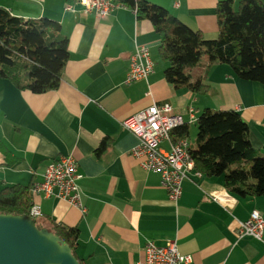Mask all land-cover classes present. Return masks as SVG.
Here are the masks:
<instances>
[{"label": "crops", "instance_id": "1", "mask_svg": "<svg viewBox=\"0 0 264 264\" xmlns=\"http://www.w3.org/2000/svg\"><path fill=\"white\" fill-rule=\"evenodd\" d=\"M145 1L163 7L205 40L217 37L215 8L221 0ZM0 7L23 19L54 20L68 38L69 57L56 90L35 95L0 79V185L41 182L51 162L72 155L85 213L55 198L33 202L43 223L49 219L78 229L75 253L81 264H136L147 241L163 246L167 240H176L180 253L192 257L190 264H264V231L261 241L235 235L238 222L253 211L264 217V197L241 198L224 189L222 177L190 175L172 203L159 175L144 171L131 156L137 139L121 126L153 103H168L188 124L187 140L190 135L195 140L189 108L195 118L204 109L233 110L247 123L252 147L264 155L263 84L238 79L225 64L208 67L203 58L190 75L192 82L201 78L206 91L175 88L164 78L160 37L126 6L106 18L85 13L79 0H0ZM136 46L149 49L153 73L125 84ZM102 142L106 146L96 153ZM170 143L161 147L168 150Z\"/></svg>", "mask_w": 264, "mask_h": 264}, {"label": "trees", "instance_id": "2", "mask_svg": "<svg viewBox=\"0 0 264 264\" xmlns=\"http://www.w3.org/2000/svg\"><path fill=\"white\" fill-rule=\"evenodd\" d=\"M134 11L137 20H147L160 37L158 52L167 63L164 78L175 88L186 87L202 94L206 86L192 82L190 70L205 58L208 67L225 64L244 81L264 85V4L261 0H221L215 8L218 34L205 40L166 9L145 0H113ZM68 38L54 20L23 19L0 7V79L10 81L18 90L35 95L58 88L68 60ZM196 136L189 153L194 168L202 177H222L224 189L241 198L264 197V155L249 141V129L241 115L233 110L204 109L196 118ZM189 137L185 123L170 132L176 142ZM106 146L102 142L96 153ZM31 185H0V215L30 214ZM42 217L38 229L46 228L75 249L76 227L55 224Z\"/></svg>", "mask_w": 264, "mask_h": 264}, {"label": "built area", "instance_id": "3", "mask_svg": "<svg viewBox=\"0 0 264 264\" xmlns=\"http://www.w3.org/2000/svg\"><path fill=\"white\" fill-rule=\"evenodd\" d=\"M79 4L85 13L93 12L99 18H106L114 9L125 7L113 0H79ZM65 10L72 11V8L67 7ZM151 73L153 61L149 49L145 46H136L129 56L125 84L147 80ZM172 112V107L168 103H153L123 120L121 126L137 139L131 156L138 161L144 171L159 175L160 186L166 191L169 201L176 204L182 193L183 181L190 175L201 178V174L194 168L188 140L184 138L172 142L170 139V132L185 124L181 116ZM188 114L190 121H196L193 108L188 109ZM163 141H171L168 150L161 147ZM80 178L72 155L51 162L43 173L42 181L31 185L32 206L28 216L36 220L41 214L40 206L33 202L34 197L64 200L84 214L85 209L77 185ZM220 199L219 195H212L213 201L220 202ZM263 231L264 217L253 211L248 220L238 222L235 235L237 240L251 237L261 241ZM191 261L190 255L180 253L176 240H167L163 246L147 241L144 246V258L136 264H190Z\"/></svg>", "mask_w": 264, "mask_h": 264}, {"label": "water", "instance_id": "4", "mask_svg": "<svg viewBox=\"0 0 264 264\" xmlns=\"http://www.w3.org/2000/svg\"><path fill=\"white\" fill-rule=\"evenodd\" d=\"M26 215H0V264H79L70 248Z\"/></svg>", "mask_w": 264, "mask_h": 264}, {"label": "rangeland", "instance_id": "5", "mask_svg": "<svg viewBox=\"0 0 264 264\" xmlns=\"http://www.w3.org/2000/svg\"><path fill=\"white\" fill-rule=\"evenodd\" d=\"M237 4H238V3L234 4V8H235V9H236V7H237ZM202 60H203V59H202ZM194 127H195V126H192V125H191V127H190V133H191V130L194 129ZM195 136H196V127H195ZM188 140H189V142H190L191 144L194 143V137H192L191 135H190V138H189Z\"/></svg>", "mask_w": 264, "mask_h": 264}]
</instances>
